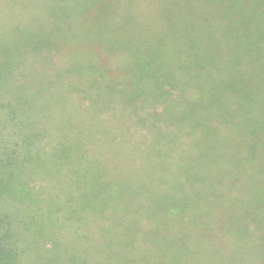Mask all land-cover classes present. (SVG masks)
<instances>
[{"label":"trees","instance_id":"obj_1","mask_svg":"<svg viewBox=\"0 0 264 264\" xmlns=\"http://www.w3.org/2000/svg\"><path fill=\"white\" fill-rule=\"evenodd\" d=\"M63 1L49 9L53 26L37 25L43 34L16 44L13 56L5 55L6 48L0 50V65L7 63L0 66V264H24L22 248H40L46 240L53 241L51 248L57 250L47 256L48 262L89 264L84 248H104L111 238L122 246L117 231L125 237L135 233L134 241L152 239L149 244H159L164 237L152 238L149 233H159L167 219L171 232L196 233L202 224L211 227L218 217L226 219L228 210L234 221L235 248H249L257 264H264V142L256 141L264 138V124L259 123L264 121V110L254 99L252 109H245L231 87L236 84L240 90L256 89L264 95V78L253 75L264 73V0H148L149 12H143L141 0ZM27 43L34 46L26 48ZM43 50L53 59H67L65 67L48 79L29 70L31 56ZM117 56L123 58L116 63ZM18 74L21 78H15ZM215 74L224 80L219 105L210 111L206 90ZM31 79H37L36 87ZM31 84L35 90L43 87L40 95L27 93ZM55 86L61 93L89 95L91 118L101 120L99 111L121 104L124 119L134 115L145 135L133 141L127 129L122 136H113L111 128H82L79 122L86 121L68 115L64 98L60 105L51 104L49 91L44 90ZM22 96L25 104L19 103ZM187 105L193 111L190 119L183 114ZM45 110L49 123L62 116L64 121L52 126L64 131L63 137L53 138L45 120L44 132L35 129L40 122L36 114ZM246 117L251 118V126L238 123ZM8 128L15 137L4 134ZM99 134L116 158L112 163L124 158L130 167L105 162V142ZM47 137V142H40ZM185 137L189 139L184 141ZM93 143L99 150L90 147ZM39 178L57 181L60 192L43 200L31 186ZM105 183L107 187L121 183L124 190L136 183H152L166 191L159 197V209L148 214L152 202L143 204L146 197L129 190L132 204L128 211H119V217L113 214L116 204L112 203L123 191L105 190ZM144 217L149 232H143ZM77 225L101 230L102 244H92ZM210 227L198 232L194 246H212L204 238L212 235L206 231H212ZM57 248L68 249L63 253ZM185 250L163 255L157 264H166V259L167 264H178L186 257L184 252H190ZM40 258L36 254L34 264ZM124 260V264H140L130 257Z\"/></svg>","mask_w":264,"mask_h":264},{"label":"rangeland","instance_id":"obj_2","mask_svg":"<svg viewBox=\"0 0 264 264\" xmlns=\"http://www.w3.org/2000/svg\"><path fill=\"white\" fill-rule=\"evenodd\" d=\"M67 3H72L71 0H68ZM59 4H65V1L63 0H0V50L7 49V53L5 55H11V52H13V48L16 44H25V41H29L30 37L34 36H40V34H43L41 31V28L51 27L54 24L55 19L51 18L49 15V9L51 7H55ZM148 0H141L140 6L142 7L143 12H149L150 6L148 5ZM40 25L42 26L40 28ZM35 42V40H33ZM34 45L32 43H27L26 48H32ZM45 50V49H44ZM43 50V51H44ZM10 56V57H11ZM37 55H32L28 64L30 65L29 70L35 71L38 75L37 78H45L48 79L49 77H54V75L59 72L63 67H65V64L67 63V59L64 60L63 58L51 57L52 55L44 51L41 54H39L36 58H32ZM46 58V59H45ZM123 58V57H122ZM121 56L115 57V62L121 61ZM6 64L0 65L1 67H6ZM33 66V68L31 67ZM8 68V67H7ZM7 68L5 70V74L7 75ZM131 72H133L135 75L137 73L130 69ZM20 73V71H17ZM253 74V73H252ZM254 76H261L264 78V73H261L259 71H255ZM3 76V75H2ZM16 75L15 78H21ZM219 76V74L212 75L213 77V84L212 87L209 86L206 90L209 98L206 101V107L208 110H214L219 105V94L222 92L221 84L224 78L216 79ZM246 75L243 74V77L238 78V82L241 85L242 79H244ZM249 76V75H248ZM24 79V78H22ZM37 80V79H36ZM36 80H30L36 87ZM75 81V79L73 80ZM2 81H0L1 84ZM229 81H226V85H228ZM42 85H48L47 81H42ZM236 86V87H235ZM235 86H231L235 89V91H238V99L239 101L243 102L245 104V109L251 110L252 109V99H254L259 105V108H262L264 110V95L257 94L256 89H250L248 91L246 90H240L238 86L235 84ZM35 87H33V84L30 85V88L28 89V94L38 93V95L41 94L43 91V87L40 86L35 90ZM256 87V86H253ZM257 88V87H256ZM48 92L46 95L48 98H51V104L57 105L60 103L59 99L64 98L66 100V108L68 115H74L72 118L76 119H82L86 122H79L80 126L84 128L86 125L87 127H90L93 131L99 130L100 128H111L113 136H122L125 132V130H129L130 132V138L131 140L135 141L137 139H142L141 137L145 135V130L141 125H138L135 121L134 115L130 120L124 119L125 112L124 107L121 104H116L113 110L106 109L105 111H99V117L102 120H99V118H91L89 117V113H91L92 110V102L90 99V96H84L83 92L81 91H71V92H63L61 93L59 91V87H51L49 90H44V92ZM66 91V90H65ZM195 92V91H194ZM250 94H249V93ZM4 95L7 97L9 96L7 93ZM189 96H191L189 94ZM23 97V96H22ZM192 97V96H191ZM21 99V100H20ZM19 103L25 104L27 102L26 99L20 98ZM244 99H247L248 102L243 101ZM25 101V102H24ZM223 102V100H222ZM39 103V102H37ZM60 105V104H59ZM225 105V104H224ZM223 105V106H224ZM38 106H41V103L38 104ZM162 109V106H159V110ZM93 111V110H92ZM247 111V110H245ZM192 108L191 105H187L184 110V116H187L188 119L191 117ZM47 110L44 112H38L36 115L39 116L40 122L35 127V129H38L40 132H44L45 129L48 127L47 124L42 123V120H45ZM3 115L0 112V116ZM59 117L54 118L51 123H48L49 127L51 128V133L54 136H60L63 137L64 131H60L56 127H53L52 125H59L61 122L64 121L62 119L61 115H58ZM34 119V118H31ZM77 121V120H76ZM99 121V123H98ZM264 124V121H260L259 123ZM241 125L245 124V127H248L247 125L251 126V118L246 117L244 119H241L238 121ZM252 125L256 127V120L252 122ZM5 135H12L9 136L10 138H13V130L11 128H8L7 130H4ZM227 132V131H225ZM101 134H103L100 131ZM99 134V137L101 138V141L105 142V145H102V150L104 152L103 159L108 165H114L119 164L123 168L130 167V164L125 161L124 158L121 159V162H115L116 158L112 159V151L109 149L108 143H106L105 137L101 136ZM50 137L45 138L44 140H41V143L47 142V139ZM122 138V137H121ZM121 138H118L116 140H119ZM189 138L185 137L184 141H187ZM111 141V140H109ZM257 142H260L259 144H263L264 138L258 137L256 140ZM112 142V141H111ZM90 147H95L97 150H99V145L93 143ZM178 156V155H177ZM131 169V168H130ZM119 171H117L118 174ZM139 172V171H138ZM122 172H120V176ZM116 174V175H117ZM57 181L47 178H39L35 181L31 182V186L35 188L36 191H39L41 198L47 199L49 196H52L54 194H58L60 192V186ZM119 183L116 185L115 183L109 185L107 187V183H105V190L106 189H114L115 191H118L116 193L121 194L120 192L123 191L121 195H117L116 199L117 201L112 203L116 204V206H112L113 210L119 217H121L118 212L121 210L128 211L131 204H132V197L129 195V190H132L136 195L138 196H145L146 202L143 204H148V202L154 203L155 206L151 203L147 207V213L152 212L156 209H159L160 201L159 197L161 194H163L166 191V187L160 186V185H154L152 183H136L133 184L132 189L128 187L127 190L123 189V185ZM125 187V186H124ZM73 191V189L71 188ZM112 198V197H111ZM161 198V197H160ZM248 199L246 198V201ZM164 202V199H163ZM150 207L152 209L150 210ZM140 210H145L144 206L139 205L138 207ZM226 219L223 217H218L216 220L214 226L208 225V224H202L200 230L204 228H213L212 231L206 230L208 233L212 232V235L207 236L205 234V240L211 244V247H203V246H194L193 242L195 241V237L198 235L197 231L196 233H190L188 231L182 230V233L180 232H171V224L170 221L167 219V223L159 226V233L156 234L157 230L154 232L151 230V228L146 227L149 224V220L147 218H141V222L143 224V232H152L149 233L152 238L156 235H161L164 237V241H160L159 244L151 243L153 240L149 243H144L139 238L138 243L134 241L136 234L131 235L130 237H125L123 235V231H117L115 235L119 233V238L121 236V242L120 244L122 246H118V244L114 243L113 238L110 239L109 244L105 246L104 248H84V254L88 253V259L89 264H124L126 257H130L134 260H138L140 264H157L161 263L162 259L161 257L164 255V258L168 256H174L177 252H181L182 250L186 251L185 249H188L190 252H184V255L186 257L183 258L181 262L178 264H233L234 258H238L240 253H242V257L238 258V264L241 263H247L251 260L254 263H258V260H254L252 256V252L249 248H235L237 245V238L234 236V233L231 231L232 223L234 222L232 220L231 214L228 212L225 214ZM91 218L89 219V221ZM247 223V222H246ZM89 224H96L95 222H92ZM197 226H200V221H196ZM100 225V224H99ZM90 228V229H89ZM76 229L79 233H87L89 237V241L92 244H102V240L105 239L102 235L101 230H97V228L94 227H80L76 226ZM89 229V230H87ZM92 229V231H90ZM189 229V228H187ZM252 229L255 231V227L252 224ZM66 232V230H64ZM89 231V232H88ZM257 235V234H256ZM175 236V238H173ZM242 242V241H241ZM244 243V242H242ZM149 244V245H148ZM246 244V243H244ZM43 245V246H42ZM40 244V248H22L23 252L21 255V258L23 259L24 264H31L35 263L38 259H36V254L41 255V262H38L37 264H52L48 262L49 258L47 256L52 255V253L56 252L57 250L52 249L51 246L53 245V241L46 240L43 242V244ZM157 245V246H155ZM35 247V246H34ZM123 247V248H122ZM176 247V248H174ZM60 249L63 253L65 249L68 248H57ZM248 251V253H247ZM216 256L214 257V255ZM192 256V257H190ZM142 257V259H140ZM212 258V259H211ZM21 259V260H22ZM164 262L167 264V259L164 260ZM57 264H66L67 261L65 259L57 260Z\"/></svg>","mask_w":264,"mask_h":264}]
</instances>
